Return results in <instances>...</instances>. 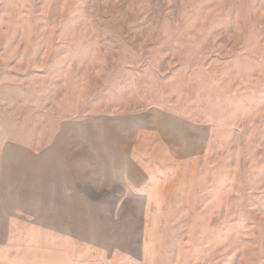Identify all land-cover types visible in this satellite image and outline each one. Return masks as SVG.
Instances as JSON below:
<instances>
[{"label": "rangeland", "instance_id": "374dc122", "mask_svg": "<svg viewBox=\"0 0 264 264\" xmlns=\"http://www.w3.org/2000/svg\"><path fill=\"white\" fill-rule=\"evenodd\" d=\"M53 169L88 261L264 264V0H0V234Z\"/></svg>", "mask_w": 264, "mask_h": 264}, {"label": "crops", "instance_id": "0c3cea01", "mask_svg": "<svg viewBox=\"0 0 264 264\" xmlns=\"http://www.w3.org/2000/svg\"><path fill=\"white\" fill-rule=\"evenodd\" d=\"M51 172L47 199L38 195L8 204L7 208L20 212L3 220L0 236L6 240L0 243V264H97L88 261L83 251L88 239L83 236H105L90 233L87 195L85 200L78 198V193L82 197L88 191V177L77 170Z\"/></svg>", "mask_w": 264, "mask_h": 264}]
</instances>
